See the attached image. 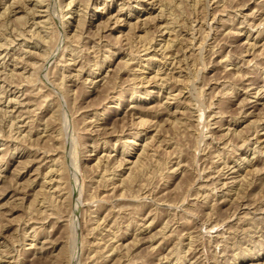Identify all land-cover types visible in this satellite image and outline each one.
<instances>
[{
    "label": "rangeland",
    "instance_id": "1",
    "mask_svg": "<svg viewBox=\"0 0 264 264\" xmlns=\"http://www.w3.org/2000/svg\"><path fill=\"white\" fill-rule=\"evenodd\" d=\"M72 1L0 0V264H264V0Z\"/></svg>",
    "mask_w": 264,
    "mask_h": 264
},
{
    "label": "bare ground",
    "instance_id": "2",
    "mask_svg": "<svg viewBox=\"0 0 264 264\" xmlns=\"http://www.w3.org/2000/svg\"><path fill=\"white\" fill-rule=\"evenodd\" d=\"M70 1H72V0H70ZM162 1V0H161ZM166 1V0H165ZM40 2H41V0H40ZM44 2V1H43ZM73 2V1H72ZM71 2V3H72ZM77 3V2H76ZM167 3L168 4H173V2H172V0H167ZM40 4V3H39ZM69 4V3H68ZM160 4V3H159ZM165 4V3H164ZM67 5V4H66ZM68 6V5H67ZM163 6V5H162ZM261 6V5H260ZM39 7V6H38ZM69 7V6H68ZM67 7V8H68ZM40 8V7H39ZM122 8L123 7H120V9H119V11H121L122 10ZM160 8L161 9H159V12H157L156 14H155V16H157V18L156 19H158L160 22H162L163 21V14H162V7L160 6ZM29 9V8H28ZM164 9V8H163ZM169 9V8H168ZM6 10V9H5ZM34 10H36V8L34 9ZM34 10H30L31 12H35ZM71 10V9H70ZM73 10V9H72ZM80 10V9H79ZM38 11V10H37ZM43 14L42 15H40L39 13V16H42L41 18H44V19H40V20H38V21H33L34 22V24L35 25H37V31H36V39L38 38V40H37V49H39L40 50V52H33V51H30L29 49H27V50H29V54H28V56L29 57H35L36 55L35 54H37L38 56L37 57H39V56H43L45 53H46V51H45V47H46V44H48V32H46L45 31V27H47L46 26V24H47V21H48V19H49V17L47 16L48 14H46L47 13V11H46V9H41L40 10ZM74 11V10H73ZM166 11V10H165ZM168 11V10H167ZM15 12V11H14ZM40 12V13H41ZM163 12H164V10H163ZM29 13V12H28ZM37 13V12H36ZM119 13V12H118ZM171 13V12H170ZM169 13V14H170ZM3 14V13H2ZM5 14V13H4ZM119 15V14H118ZM32 16V15H31ZM48 17V19H45V17ZM68 16H69V14H68ZM71 16V15H70ZM69 16V17H70ZM109 16V15H108ZM155 16H154V18H155ZM170 16V15H169ZM82 17H83V15L81 16V14H77V17H76V21H77V23H76V28H79L80 29V27L81 26H83V19H82ZM110 17V16H109ZM115 17V16H114ZM34 18V17H33ZM40 18V17H39ZM66 18V17H65ZM116 18H117V15H116ZM115 18V19H116ZM150 18V15H148V16H146L145 17V19H144V22H143V24H145L144 25V28L146 29V24H147V22H146V19H149ZM170 18V20H171V18H172V15H171V17H169ZM21 19V18H20ZM118 19V18H117ZM124 19V18H123ZM151 19H153V17H151ZM168 19V18H167ZM176 19V18H175ZM174 19V20H175ZM120 20V19H119ZM169 20V22H167L168 20H166L165 21V23H170L171 21ZM24 21H25V17H24ZM116 21H118V20H115V22ZM19 22V21H18ZM160 22H157L156 21V24L157 23H160ZM48 23H49V21H48ZM51 23V22H50ZM119 23V22H118ZM117 23V24H118ZM155 23V22H154ZM171 23H173V21L171 22ZM176 23V22H175ZM34 24H32V25H34ZM108 24V23H107ZM174 24V23H173ZM171 26H173L172 24H170ZM30 26H31V24H30ZM157 27V26H156ZM162 27H165V24L164 25H162V23L161 24H158V28H162ZM139 28H141V27H139ZM157 28V29H158ZM170 29V28H169ZM168 29V30H169ZM173 29V28H172ZM143 30V29H142ZM163 29H159V31L161 32ZM166 30V29H165ZM5 32V31H4ZM3 32V33H4ZM35 32V31H34ZM145 32H147V30L145 31ZM164 32V30L161 32V33H163ZM170 33V32H169ZM48 34V35H47ZM82 35V34H81ZM175 35V34H174ZM26 36V35H25ZM144 36V35H143ZM50 39V38H49ZM119 39V38H118ZM117 39V40H118ZM175 40H176V38H174ZM171 40H173V39H171ZM48 41V42H47ZM174 41V40H173ZM34 44V43H33ZM77 44V43H76ZM26 45V44H25ZM36 45V44H35ZM70 46V45H69ZM149 46V45H148ZM33 47H35V46H33ZM71 47V46H70ZM75 47V46H74ZM72 48V47H71ZM72 51V50H71ZM73 54V53H72ZM76 54V53H75ZM20 55V54H19ZM112 55V54H111ZM75 56V55H74ZM106 58V57H105ZM75 60V59H74ZM106 60V59H105ZM66 61V60H65ZM101 61H103V60H101ZM36 62V61H35ZM35 62H33V63H35ZM126 62V61H125ZM96 64V63H95ZM101 64V63H100ZM97 65V64H96ZM81 67V66H80ZM97 67V66H96ZM101 67V66H100ZM82 68V67H81ZM97 69H99V68H97ZM28 70V69H27ZM79 70V69H78ZM83 70V68L81 69V71ZM89 71H91V72H89V73H87V74H92V72H93V70L91 69H89ZM106 72V71H105ZM103 73V71H101L97 76H98V78H96V80L98 79V80H103V79H105L108 75L106 74V73ZM31 73V72H30ZM62 74V73H61ZM137 74V73H136ZM31 75V74H30ZM63 75V74H62ZM137 75H139V74H137ZM24 76H26V75H24ZM78 76V75H77ZM89 76V75H88ZM141 76V75H140ZM21 77V76H20ZM29 77V75L27 76V78ZM69 77V76H68ZM109 77V76H108ZM31 78V77H30ZM62 78V81L64 80L63 78L64 77H61ZM76 78V77H75ZM137 78V77H136ZM139 78V77H138ZM111 79V78H110ZM134 79V78H133ZM26 80V79H25ZM88 80V79H87ZM91 80V79H90ZM107 80V79H106ZM105 80V81H106ZM112 80V79H111ZM164 80V79H163ZM109 81V80H108ZM108 81L106 82V83H108ZM111 82V81H110ZM60 83H63V82H61L60 81ZM64 84V83H63ZM63 84L62 85H60V87L61 86H63ZM59 85V84H58ZM106 85V84H105ZM64 87H65V85H64ZM61 88H63V87H61ZM65 89V88H64ZM68 90H70V89H68ZM69 92V91H68ZM70 94V93H69ZM45 96V95H44ZM48 96V95H47ZM22 102V101H21ZM33 102V101H32ZM34 104V103H33ZM28 110V109H27ZM54 110V109H53ZM33 111V110H32ZM30 112V113H28V111H27V113L28 114H31V113H33V112ZM185 111V110H184ZM52 113H54L53 111H51ZM57 113V112H56ZM24 114H25V112H24ZM34 114V113H33ZM95 115V114H94ZM97 115V114H96ZM27 116V115H26ZM34 116V115H33ZM98 116V115H97ZM25 117V116H24ZM28 117H30V116H28ZM37 118V117H36ZM32 119H33V117H32ZM35 119V118H34ZM30 120H31V118H30ZM24 122H27V121H24ZM143 122V121H142ZM144 122H145V124L147 123V121L146 120H144ZM140 123H141V121H140ZM2 124V123H1ZM141 124H143V123H141ZM14 125V124H13ZM24 125H26L25 123H24ZM32 126V125H31ZM34 126V125H33ZM146 126H147V124H146ZM12 127V126H11ZM29 129V128H28ZM34 130H35V128H33ZM33 129H31V131H30V129H29V132L31 133L32 132V130ZM37 130V129H36ZM47 130V129H46ZM46 130H45V133H46ZM38 131H40V130H38ZM42 131V130H41ZM10 132V131H9ZM43 132V131H42ZM41 132V133H42ZM57 133V132H56ZM56 133L54 134L55 136H57L56 135ZM17 134V133H16ZM21 134V133H20ZM34 134V133H33ZM38 134V133H37ZM12 136V135H11ZM18 136V135H17ZM17 136H14V137H17ZM27 136H28V130H27V132H25L24 134H23V137L24 138H27ZM8 137V136H7ZM58 137V136H57ZM56 137V138H57ZM135 137V136H134ZM23 138V139H24ZM43 138H44V135H43ZM59 139V138H58ZM16 140H17V138H16ZM18 140H21V139H19L18 138ZM17 140V141H18ZM26 141H27V139H25ZM127 140V139H126ZM129 140V139H128ZM133 140V139H132ZM130 141L131 143V145L134 147V144H136L135 143V141ZM135 140V139H134ZM56 142H57V140H56ZM126 144V143H125ZM129 144V143H128ZM31 145V144H30ZM144 145H146V143H144ZM16 146V145H15ZM124 146V145H123ZM16 148V147H15ZM129 148V146L127 147V149ZM13 149H14V147H13ZM16 149H18V148H16ZM21 149V148H20ZM35 149V148H34ZM41 149H43V148H41ZM130 149V148H129ZM29 150V149H28ZM56 150V149H55ZM133 150V149H132ZM144 150V149H143ZM49 151V150H48ZM130 151V150H129ZM128 151V152H129ZM145 151V150H144ZM10 153V152H9ZM42 153H44L43 151H42ZM46 153H48V152H46ZM142 153H144V152H142ZM141 152L139 153V156H140V154H142ZM50 154V153H49ZM130 155L132 154L131 153V151H130V153H129ZM11 155H13V154H11ZM37 155V154H36ZM129 155V156H130ZM138 156V157H139ZM137 157V158H138ZM9 158V157H8ZM28 158V157H27ZM46 158V157H45ZM44 159V158H43ZM58 158H56V159H54L53 158V160L51 161V164L49 165V167L47 168V170H46V172H44V175L42 176V179H41V181H40V183H38L39 185H38V188L37 189H35V186L37 185V184H35L36 183V181L34 180V179H32V181L30 182V183H28L26 186H28V187H26L27 188V191L28 190H31L32 192L30 193V194H32L33 196H32V199L30 200L31 202L28 204V208H26L27 209V211H28V213H30V215H31V217H30V220L28 221V222H30L31 220L33 221V222H37L38 221V219L39 218H42V220L43 219H47V218H49V217H52V216H60L61 214H62V212H61V214L59 215V210H60V208H61V206H62V204L67 200V198H68V192L65 190V187H64V184H63V181H62V174H61V172H63L62 170H61V165H59L56 161H58V160H60V159H58ZM97 159H99V157L97 158ZM142 159V158H141ZM100 160V159H99ZM39 161V160H38ZM41 161V160H40ZM61 161V160H60ZM59 161V162H60ZM30 162H32V161H30ZM117 162V161H116ZM115 162V163H116ZM120 162V161H119ZM123 162H124V164H126V163H128V164H134V163H136L137 161L136 160H129V157H127V158H123ZM141 162V161H140ZM139 161L137 162L138 163V166H136V167H139V163H140ZM136 163V164H137ZM61 164H62V162H61ZM143 164V163H142ZM22 165V164H21ZM29 165V164H28ZM63 165V164H62ZM65 165V164H64ZM115 165V164H114ZM121 165H123L121 162L120 163H117V165H116V168L114 169L115 171L114 172H116V170L118 169V168H120L121 167ZM20 166V165H19ZM120 166V167H119ZM142 166V165H141ZM144 166V165H143ZM21 167V166H20ZM23 168H25V165L24 166H22ZM113 167V166H112ZM123 167V166H122ZM121 167V168H122ZM63 168H64V166H63ZM139 168H141V167H139ZM139 168H137V169H139ZM20 171H21V168L19 169ZM38 170V169H37ZM122 170V169H121ZM104 171H105V169H104ZM106 171H107V169H106ZM102 172V171H101ZM110 172V174L113 172V170H112V172L111 171H109ZM19 173V171L17 172V174ZM14 174V173H13ZM41 174V173H40ZM112 174H114V173H112ZM15 176H16V174H14ZM115 175V174H114ZM38 176V175H37ZM36 176V177H37ZM130 175H126L125 177H122V178H119V183H121L122 184V186H123V184H125L126 182H125V180L126 181H128V180H130ZM15 178H17V177H15ZM110 178H112L113 179V176H109V179ZM29 179V178H28ZM38 179V178H37ZM106 179V178H105ZM17 180V179H16ZM30 180V179H29ZM114 180V179H113ZM13 181V180H12ZM33 182H34V184H33ZM213 182V181H212ZM12 183V182H11ZM15 183V182H14ZM113 183L115 184L116 182H114L113 181ZM119 183H118V185H119ZM16 184V183H15ZM33 184V185H32ZM104 184V183H103ZM6 185H8V184H6ZM127 185V184H126ZM10 186V185H9ZM121 186V187H122ZM125 186V185H124ZM15 187V186H14ZM13 186H12V191H13V188H14ZM18 187V186H17ZM21 187H22V185H21ZM25 187V186H24ZM68 187V186H67ZM120 187V186H119ZM7 188V187H6ZM115 188V187H114ZM24 189V188H23ZM113 189V188H112ZM123 189H124V187H123ZM126 189V188H125ZM6 190V189H5ZM16 191H17V189H15ZM20 190H21V188H20ZM19 190V191H20ZM125 191V190H124ZM24 195V194H23ZM29 197V196H28ZM21 198V197H20ZM22 203V202H21ZM64 205V204H63ZM120 206H122V205H120ZM119 206V207H120ZM124 206V205H123ZM63 207V206H62ZM125 207H126V205H125ZM65 208V207H64ZM120 210V209H119ZM65 211V210H64ZM27 213V212H26ZM64 213V212H63ZM63 215V214H62ZM61 215V216H62ZM28 216H29V214H28ZM28 216H26V217H28ZM60 216V217H61ZM64 217V216H63ZM55 219V218H54ZM62 219V218H61ZM63 219H66L65 217L63 218ZM26 220H27V218H26ZM31 221V222H32ZM73 221V220H72ZM27 222V223H28ZM32 222V223H33ZM26 223V225H28ZM114 223V222H113ZM31 223H29V225H30ZM129 225V224H128ZM31 226V225H30ZM31 228H32V230H33V234L31 233L30 235L32 236V238H35L36 237V233H37V229H38V227H35V226H31ZM41 230V229H40ZM39 230V231H40ZM25 231V230H24ZM32 232V231H31ZM171 233V232H170ZM41 234V233H40ZM29 235V234H28ZM34 236V237H33ZM115 237V236H114ZM36 238H38V237H36ZM35 238V240H37ZM116 239V238H115ZM31 241L33 242L34 240L33 239H31ZM95 244H97V243H95ZM119 246V245H118ZM43 247V246H42ZM41 249V248H40ZM97 250H95L94 252H96ZM68 252V251H67ZM68 257V256H67ZM15 260V259H14ZM9 262V261H8ZM11 262V261H10ZM9 262V263H10ZM14 262V261H13ZM12 262V263H13ZM16 262V261H15Z\"/></svg>",
    "mask_w": 264,
    "mask_h": 264
}]
</instances>
